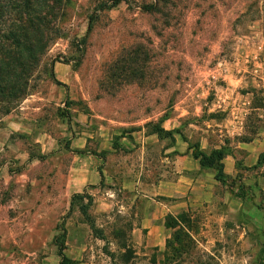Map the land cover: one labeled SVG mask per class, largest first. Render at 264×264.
Here are the masks:
<instances>
[{
    "label": "rangeland",
    "instance_id": "rangeland-1",
    "mask_svg": "<svg viewBox=\"0 0 264 264\" xmlns=\"http://www.w3.org/2000/svg\"><path fill=\"white\" fill-rule=\"evenodd\" d=\"M112 1L68 0L32 81L30 93L44 97L27 101L41 106L32 131L0 146V264H61L60 239L73 264H264V160L258 168L237 160L231 176L245 196L241 214L211 223L205 210L183 211L193 237L183 254L173 255L169 242L147 246L135 216L147 201L142 187L170 169L162 149L170 140L143 141L147 123L174 118L186 137L196 130L190 123L209 121L222 129L210 143L231 152L264 137V0L102 7ZM57 61L74 71L67 83L54 80ZM79 155L86 171L103 172L83 190L93 195L89 213L102 237L78 204L70 211L67 174ZM166 234L182 244L175 229Z\"/></svg>",
    "mask_w": 264,
    "mask_h": 264
},
{
    "label": "crops",
    "instance_id": "crops-1",
    "mask_svg": "<svg viewBox=\"0 0 264 264\" xmlns=\"http://www.w3.org/2000/svg\"><path fill=\"white\" fill-rule=\"evenodd\" d=\"M54 71L56 78L63 84L73 77L74 72L69 63L62 61L55 63ZM33 99H44V97L29 92L18 106L19 110H14L0 119V146H10L14 143L13 134L15 132L26 134L32 131L34 121H36L33 111L41 109L40 105L27 104V101L32 102ZM190 125L196 130H190L186 135L188 139H184L182 135L179 136L178 133H175L176 140L169 139L170 144L163 145V161H168L169 165L167 166L170 169L161 173L154 185L146 183V187H142L143 196L147 198V201L139 206L135 215L136 220L142 224L140 231L146 230L144 236L146 245L158 246L160 250L166 248L168 235L166 234L167 228L163 224L168 214L177 215L183 211L200 212L205 210L207 222L222 223L227 221L229 217L245 211L244 199L223 186L215 178L214 169L203 168L199 159L193 157V149L189 148V141L194 137L193 133L197 134L201 148L205 151L221 147L225 142L213 144L210 143V138L213 137L212 133H217L220 137L222 129L211 130L213 124L209 121L199 120L198 123L193 122ZM216 125L223 126L224 124L218 123ZM162 126L171 130L177 127V123H175L174 118H168L162 122ZM42 134L53 137L52 134L48 135L44 132ZM151 136L153 135L148 134L145 130L143 141H148ZM160 139L158 137V140ZM165 139L168 140V138L161 140ZM237 147H241L242 150H234L223 160L225 171L230 175L237 170L236 165L239 157H245L246 160H249L247 163L250 166L257 164L260 155L264 153V137H260L258 134L251 141H243ZM25 154H28L27 151ZM85 159L82 155L76 156L73 167L67 174V187L73 190V193L83 192L85 188L98 184L102 179L101 174L93 172V170L91 172L85 170L82 163ZM261 192L264 196V180ZM255 220L258 221V219ZM80 264L89 263L81 262Z\"/></svg>",
    "mask_w": 264,
    "mask_h": 264
},
{
    "label": "trees",
    "instance_id": "trees-1",
    "mask_svg": "<svg viewBox=\"0 0 264 264\" xmlns=\"http://www.w3.org/2000/svg\"><path fill=\"white\" fill-rule=\"evenodd\" d=\"M120 2L121 0L104 2L102 7L111 9ZM67 3L68 0H0V119L14 111L30 92L32 81L37 76L43 57L60 34L58 25L64 16ZM54 80L62 84L55 76ZM150 126L152 128H149ZM145 127L148 134H156L161 139L168 138L175 141V133H181L176 128L165 129L162 122L155 125L147 123ZM184 139L188 138L184 137ZM189 148L193 149V157L199 159L203 168L215 170V178L220 183L228 186L233 194L241 198L245 197L243 193L235 192L232 176L225 171L223 160L232 153L226 146L205 151L201 148L200 141L196 140L189 141ZM263 160L264 153L252 168H258ZM100 174L103 178L102 171ZM93 201V195L86 191L74 193L70 211L78 204L94 233L102 237V231L96 226L89 213ZM188 219L189 216L184 212L177 215L168 214L166 217L165 226L175 229L174 241H182L180 246H174L172 241L167 240L166 247L169 242L173 255L183 254L193 240L189 230L182 228V224H187ZM57 241L61 264H73V260L65 253L64 240Z\"/></svg>",
    "mask_w": 264,
    "mask_h": 264
}]
</instances>
